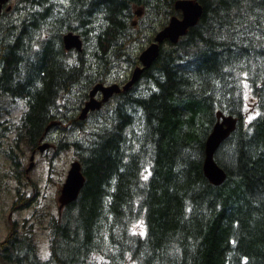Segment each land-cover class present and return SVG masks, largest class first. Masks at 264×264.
Masks as SVG:
<instances>
[{"label": "trees", "instance_id": "1", "mask_svg": "<svg viewBox=\"0 0 264 264\" xmlns=\"http://www.w3.org/2000/svg\"><path fill=\"white\" fill-rule=\"evenodd\" d=\"M51 1H14L0 16L4 92L25 102L9 133L17 131L16 147L33 148L56 130V155L73 150L85 184L52 222L49 257L42 260L33 232L17 233L14 222L0 243L1 259L264 264V0H197L199 23L177 45L163 46L113 106L84 120L90 90L129 81L130 73L114 69L121 61L139 65L140 53L131 49L139 40L150 44L181 15L178 0H70L60 13ZM70 31L83 41L76 56L63 43ZM56 106L62 125L48 128ZM219 112L238 122L215 155L227 173L217 187L203 168Z\"/></svg>", "mask_w": 264, "mask_h": 264}, {"label": "rangeland", "instance_id": "2", "mask_svg": "<svg viewBox=\"0 0 264 264\" xmlns=\"http://www.w3.org/2000/svg\"><path fill=\"white\" fill-rule=\"evenodd\" d=\"M52 8H56L60 13L62 8L69 7L70 0H52ZM146 46L144 40L136 42L131 49V52L138 55L142 48ZM79 54L78 52L75 56ZM133 71L130 65L121 61L114 69L116 75L126 74ZM127 83V82H126ZM124 82H117L119 85L126 84ZM78 89L81 86H77ZM147 89L145 83L140 85V90ZM74 92V91H73ZM72 97H74L72 95ZM7 107L15 114L20 112L22 101H12L7 99ZM112 99L106 106H113ZM105 106V107H106ZM104 107V108H105ZM58 116V107L52 109V113ZM58 125V123H55ZM57 135V132H56ZM17 131L13 133L11 138L3 140L0 148V243L8 238L11 231L12 222H17V233L29 234L33 232V243L38 242L40 252L45 260L49 257L50 252V232L53 220L59 215V196L63 184L66 181L68 171L71 164L76 160L73 150L61 151L57 155L52 156L48 154L44 156V151L41 147L45 143L38 144L40 151H37L34 160L32 151L34 148L25 146L22 142L20 147H16ZM11 151L15 157V161L7 157V152ZM33 164V167L30 166ZM28 168V170H27ZM27 170V173H26ZM19 191V193H17ZM23 194L26 199V204L29 200L32 202L26 206L17 205L16 211L13 210V205L18 195ZM105 260L102 256H94V264H104ZM0 264L5 263L0 257Z\"/></svg>", "mask_w": 264, "mask_h": 264}, {"label": "water", "instance_id": "3", "mask_svg": "<svg viewBox=\"0 0 264 264\" xmlns=\"http://www.w3.org/2000/svg\"><path fill=\"white\" fill-rule=\"evenodd\" d=\"M10 0H0V16L3 14L4 7L9 4ZM11 7L7 11H11ZM175 10L180 12V16L172 17L168 24L154 36L153 41L140 53L139 65L134 68L127 84L123 87L124 91L131 90L140 82L143 73L150 69L160 55L161 48L167 43L177 45L181 38L186 36L190 29L194 28L203 15V6L197 0H179L175 4ZM137 16H141L142 12L137 11ZM136 25V24H135ZM63 43L67 51L76 50L82 52L83 41L79 34L73 31L64 35ZM121 91V87L117 83L105 85L99 83L89 92V100L84 104L79 119L84 120L90 112L97 111L101 108L102 103L113 98L115 93ZM101 93L102 99H98L97 95ZM237 118L228 115L225 116L219 112L217 114V123L206 142V155L204 162V174L209 182L214 186H221L227 180V173L221 168L215 160V155L222 144L232 135L237 128ZM49 144L45 143L41 147V151L47 149ZM33 167V164L30 168ZM85 184V177L82 172V166L79 160L71 164L70 170L65 183L63 184L59 197L60 210L66 205L74 202L79 197L81 190Z\"/></svg>", "mask_w": 264, "mask_h": 264}, {"label": "flooded vegetation", "instance_id": "4", "mask_svg": "<svg viewBox=\"0 0 264 264\" xmlns=\"http://www.w3.org/2000/svg\"><path fill=\"white\" fill-rule=\"evenodd\" d=\"M14 1L15 2H17V1H19V0H10L9 1V4L8 5H6L5 7H4V11H3V13L4 12H7V8L8 7H11V8H13V6H14ZM12 10V9H11ZM75 33V32H74ZM149 45V44H148ZM147 45V46H148ZM147 46H145V47H147ZM165 46V45H164ZM143 51V50H142ZM141 51V52H142ZM140 52V53H141ZM140 55V54H139ZM140 64V63H139ZM4 75H5V72H4V70L3 69H1L0 68V148H1V145L3 144V140L5 141V140H8L9 138H11V136L13 135V133L15 132V130H12L11 131V134L9 133V128H10V126H12V127H15V122H14V119L17 117V118H21V117H23V114H24V110H25V102L23 101V100H21L22 101V103H21V106H20V112H18V114H15L13 111H11L10 110V108L9 107H7V103H8V101H7V99H8V96H6L5 94V92H4V88H3V85H4V87H5V84L7 83V80L5 81V77H4ZM105 85H111V84H113V83H104ZM124 85V84H123ZM123 85H121V86H123ZM97 98L98 99H102V94L101 93H99L98 95H97ZM10 99V98H9ZM89 99V98H88ZM112 100V99H111ZM15 100L13 99V102H14ZM108 104V103H107ZM106 106V105H105ZM104 106V107H105ZM84 107V106H83ZM103 107V108H104ZM53 114V116H54V119H52V120H49V122H48V128H50V127H56V126H60V125H62V122H61V124H59V125H53V123L54 122H56V121H58V120H56V118L58 117L57 115H56V113L54 112V113H52ZM50 131H51V129L48 131V132H45V134H44V136L42 137V138H44V140L46 139V138H48L49 137V134H50V139L48 140V141H46V143L47 144H50V146H49V148H48V150L43 154L44 156H46V155H48L49 153L50 154H52V156H54V155H56V150H55V147H56V145H55V141H54V139L53 138H55V136H56V130H53L51 133H50ZM42 138L41 139H39L38 141H37V144H36V146H34L33 148V151H32V155L34 154V160H35V157H36V153H37V151H39V152H41L40 151V146L38 145V144H40V143H44L43 142V140H42ZM18 148V147H17ZM42 153V152H41ZM12 155V153H11V151H8L7 152V157L10 159V156ZM14 157V156H13ZM26 173H27V170H26ZM17 193H19V191L17 192ZM61 194V193H60ZM23 197L24 199H22V200H20L19 199V197ZM60 197V196H59ZM26 197L23 195V194H20V195H18V197H17V199L15 200V202H14V205H13V210H15L16 211V209H17V205L18 204H20L21 203V206L23 207L24 206V204L26 205V206H28L31 202H32V200H29L28 201V203L26 204ZM58 202H59V199H58ZM24 203V204H23ZM59 207H60V205H59ZM60 209V208H59ZM12 224H13V227H14V222H12ZM16 227H17V224L15 225ZM13 227H11V228H13ZM3 242V241H2Z\"/></svg>", "mask_w": 264, "mask_h": 264}, {"label": "bare ground", "instance_id": "5", "mask_svg": "<svg viewBox=\"0 0 264 264\" xmlns=\"http://www.w3.org/2000/svg\"><path fill=\"white\" fill-rule=\"evenodd\" d=\"M178 1H179V0H178ZM178 1H177V2H178ZM177 2H176V3H177ZM176 3H175V4H176ZM174 8H175V6H174ZM78 53H81V52L78 51ZM126 84H127V83H126ZM126 84H124L123 86H121V85L118 84V85L121 87V91L118 92V93H115L114 96L128 93L130 90H129V91H124V89H123V87H124ZM111 99H112V98H111ZM111 99H109V100L103 102L101 108H100L99 110H97L96 112L101 111V110L103 109V107H104L107 103H109V102L111 101ZM94 112H95V111H94ZM90 113H92V112H90ZM90 113L88 114V116L90 115ZM88 116H87V117H88Z\"/></svg>", "mask_w": 264, "mask_h": 264}]
</instances>
